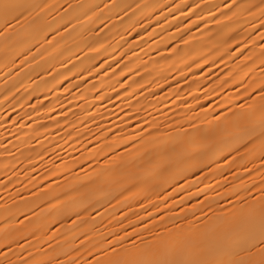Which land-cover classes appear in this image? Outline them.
<instances>
[{
    "label": "snow or ice",
    "instance_id": "6c2138e0",
    "mask_svg": "<svg viewBox=\"0 0 264 264\" xmlns=\"http://www.w3.org/2000/svg\"><path fill=\"white\" fill-rule=\"evenodd\" d=\"M184 8L159 0H0V105L15 111L17 104L24 109L20 99L36 98L30 111L6 117L13 140L0 137V264H264V0ZM174 21L175 33L153 39L156 28L168 32L164 24ZM193 25L199 37L188 35ZM145 35L157 45L158 59L150 44L146 51ZM162 41L167 55L159 51ZM220 64L227 71L211 81ZM194 69L206 77L205 98L225 87L235 92L215 108L199 96L189 104L180 81L187 83ZM73 88L81 94L68 103L85 101L76 105L79 111L65 110L58 94ZM40 91L61 104L59 118L50 115L55 105H44ZM112 93L135 113L141 97L159 104L171 95L183 111L179 118L137 123L126 134L122 124L113 133L97 123ZM41 109L50 123L39 115L25 123ZM53 126L57 136L64 129V144L83 143L85 133L96 142L89 140L69 162L56 152L63 144L52 137ZM180 192L185 195L177 201Z\"/></svg>",
    "mask_w": 264,
    "mask_h": 264
},
{
    "label": "bare ground",
    "instance_id": "6f19581e",
    "mask_svg": "<svg viewBox=\"0 0 264 264\" xmlns=\"http://www.w3.org/2000/svg\"><path fill=\"white\" fill-rule=\"evenodd\" d=\"M96 2H100V0H96ZM129 2H131V0H129ZM146 2L148 3H155L156 0H146ZM160 3H164V4H176V3H182L184 4L185 8L184 10L187 11V5L189 4H201V6L203 7L204 3H208V4H212V3H220L221 0H159ZM167 11V9H165V12ZM198 11H200V9H198ZM175 16L179 17L180 13L176 12L174 13ZM217 15H219L217 13ZM168 19L171 21L172 17L169 16ZM192 19H195V16H192ZM161 23L163 24V21H161ZM178 23V21H174L173 22V26H170L168 24H164L165 28H168V32H164L161 30V28H156V32L157 35L154 36L153 39L155 40H161L162 37H167L169 35V33H175V24ZM184 23L187 24L188 20L184 19ZM183 28V25H180ZM152 27H156L155 23H153ZM199 27L201 29H203L204 25L201 23L199 25ZM139 30V29H138ZM149 31H152V28L150 27L148 29ZM195 35L197 37H199L201 35V32L197 31L196 25L192 26L191 29V33H189L188 35ZM143 35V34H142ZM133 37H135V33H132L131 36L128 37L129 41H132ZM187 38V37H186ZM117 39H119V37H117ZM144 39L148 41V44L145 45V49L147 51L148 49V45L150 44L152 46V52L151 55L154 58L158 59L157 56V45L152 43V40H149L148 37L145 35ZM136 42L137 45L139 44V38H136ZM164 43L165 41H162L161 44L159 45V51L160 53H163L165 55H167V51L164 47ZM173 43H178V41H173ZM249 47H251V45H249ZM139 52V47L137 46L136 49ZM140 55L144 56L145 60L148 59V56L145 55L144 52H140ZM99 63V62H97ZM221 70L223 71H227V68L225 67L224 64H220L219 68L213 67L212 69V75H211V81H215L216 80V73L217 72H221ZM195 75L193 76L192 74H189L188 76V82L185 83V81L181 80L180 81V89L183 92V99L187 100V102L189 104H194L195 102L192 100V96H199L201 98V103H203L205 105V107L208 106V100L211 99L212 102V107L215 108L217 106V101H219L221 99L222 96L230 94V93H234L235 92V87H225V89L223 90V92L220 93V95H215L213 94L210 98H205L204 97V92L207 90V84L205 83L206 77L204 75H202L199 71H196L194 69ZM223 73L221 72V75ZM178 74L176 72H172V76H177ZM71 79L73 78H69V81H65V86L71 81ZM90 80H92L93 82H95V78H89ZM193 79H199L201 81V85L200 87L197 89L195 85H192L191 81ZM209 81V82H211ZM173 85H175V81H172ZM81 91L84 88V85L81 84L80 86ZM189 88H191V93H189ZM3 91H4V84H3V78L2 75H0V100L3 99ZM168 91V86L165 85L163 92L167 93ZM219 91V90H218ZM75 94L76 97H79L81 92L77 91L75 88H73L71 90V93H63L62 90L58 91V94L61 97V101L64 105L65 110L67 109V107H71L73 109V111H79L80 109L76 107V105L78 104H83L85 103V101L83 100H79L74 99L72 104L69 105L68 103V97H70L72 94ZM161 93H158V95H160ZM113 95V102L112 103H108L107 100L103 101V104L106 107H100L99 111L101 113H103V116H97V123H99L100 125H103L104 128L106 129H110L113 133L117 132L120 130V126L122 124L126 125L123 129L124 133H128L129 131L136 129L137 123H140L141 125L144 124L145 120H152L153 118L158 119L160 121H164L165 118L167 117L169 120H171L172 118H179V114L182 113L183 109L180 107V101L176 100L175 103H173V100H175V96L171 95L170 98L166 101H164V103H156V100L149 97L147 100L144 99V97H141V101H142V106L140 107V111L139 113H135L134 109H129L127 107V104L123 101V100H117L115 98L114 93H112ZM146 95V94H145ZM94 96L93 92H89L87 94V100L89 102L92 101ZM20 98L19 94H18V99ZM40 100L43 102L44 105H48L50 102L52 104L55 105V110L50 113V115L52 116H56L57 118H59V113L61 111V104L58 103L55 99L52 93L48 94V99H44V94L43 91H40ZM20 103L24 105V109H21L20 105L17 104L15 105V111H13L12 108L9 107L8 104H2L0 105V137H3L7 140H13V136L10 135V130H14L13 129V124L11 121L7 120L6 117L8 115H13L15 116L17 113H20L22 110H28L30 111V109L28 108V104H36V98L33 97L30 101H28L27 103H25V99H20ZM100 102H96V105H94L93 107L95 108L97 105H99ZM131 103L133 105H136V99L133 98L131 100ZM153 105H155V107H153ZM197 111H199V108L196 109ZM125 113H128L131 116V119L128 118V116L125 115ZM166 114V115H165ZM32 119L25 120V123H32L33 121H35L37 119V116L39 115L41 122H45V123H50V121L48 120V116L43 114V109L40 110V113H32ZM138 117H142L143 119H138ZM90 126L93 127V131H95V126L92 125V122L89 121L88 122ZM60 135L57 136L56 132L57 129H55V127L53 126L52 129V137H55L56 140H60L61 144H63V148H56V152L59 154V156L63 157L65 160L67 161H71L73 157H77L80 156V154L84 151V144H87L88 141H92V144H95V139L94 137H92L91 135H89L88 133H85L84 136H87L88 139L84 140V136L80 137V140L83 141V143H78L75 141H69L67 144L63 143V140L61 139V137L64 136V129L61 128L58 130ZM43 139V138H42ZM51 139V137H49L48 139L44 140L45 144H48L49 140ZM75 144V147H71L70 145ZM9 147H11L12 145L9 144ZM91 146V145H90ZM13 151H15V149H13ZM17 155H19V153H17ZM49 156H51V153H49ZM49 156L45 157V160H47L49 158ZM5 163V159L3 155H0V180L5 179L3 172L5 171V169H3V164ZM57 164H60V161L57 160L56 161ZM88 163H92L91 161L85 163L83 165V167L85 169H87L88 167ZM93 166H95L93 164ZM37 168L39 170V164L37 165ZM75 171L79 172V167L74 169ZM38 173H34V175H37ZM9 175H11V172H9ZM81 175H83V173H81ZM225 176L228 177L229 180H231V175L227 172H225ZM60 181L63 183V177H59ZM191 180H196V176H192L190 177ZM217 180H220L221 178L219 176H217L216 178ZM222 182V181H221ZM69 183H71V177H69ZM181 183H183V181H181ZM210 183L213 185V188H215L216 186V181H210ZM19 186V185H18ZM200 187H203V184L199 185ZM11 190V189H10ZM221 191H223V189H220ZM190 191H195V188L190 189ZM210 196H215V191L208 193ZM0 195H5L3 190H0ZM185 193L180 192L177 194V196L175 197V199L178 201L180 199L181 196H184ZM200 199H203V196L199 197ZM169 203H171V201H169ZM189 203H195V198H193V200L189 201ZM176 211H179V205L177 206V208L175 209Z\"/></svg>",
    "mask_w": 264,
    "mask_h": 264
}]
</instances>
